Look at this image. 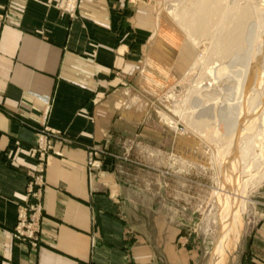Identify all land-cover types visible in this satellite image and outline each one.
<instances>
[{
  "label": "crops",
  "instance_id": "obj_1",
  "mask_svg": "<svg viewBox=\"0 0 264 264\" xmlns=\"http://www.w3.org/2000/svg\"><path fill=\"white\" fill-rule=\"evenodd\" d=\"M66 1L0 0V264H196L185 213L150 180L140 192L117 159L139 136L125 96L162 39L154 0H70L68 10ZM44 129L53 140L41 165ZM39 168L31 246L13 228L19 209L38 202L27 188ZM241 264H264V219Z\"/></svg>",
  "mask_w": 264,
  "mask_h": 264
},
{
  "label": "rangeland",
  "instance_id": "obj_2",
  "mask_svg": "<svg viewBox=\"0 0 264 264\" xmlns=\"http://www.w3.org/2000/svg\"><path fill=\"white\" fill-rule=\"evenodd\" d=\"M228 1H231L228 5L232 9L248 6V11L252 14L249 24L257 22L252 9L257 5L259 7L261 0ZM197 3L198 0H154L155 17L160 21L156 35L159 36L161 27L162 39L153 44L155 54L150 66L146 67L147 71L145 67L141 70L143 80L135 91L125 96L127 100L123 111L139 118V136L125 144L131 149L129 155H118L117 159L123 158V163L132 167L140 192H148L150 180L155 184L151 189H155L160 196L165 195L173 210L185 213L187 242L197 249L196 264H207L220 228V217L217 218L220 211L214 194L219 183L217 162L225 152L226 144L222 130H217L216 121L210 118V114L215 109L222 108H219L220 102L216 106L202 97V101L197 102V108L192 107L194 98H200V84L195 79L203 68L191 71L190 77H179L180 73L191 67L188 65L195 62L199 53L184 39L182 31L170 24L172 22L166 14L170 7L176 8L181 15L191 13ZM226 5L225 0H220L218 7L222 9ZM229 12L233 13L231 9ZM180 27L186 34L185 28ZM144 71L147 72L146 75H143ZM207 107L210 108L209 111ZM200 114L205 116L197 119ZM169 123H173L174 128L169 127ZM52 140H49L51 146ZM48 156L49 153L45 159ZM92 157L95 159V156ZM94 159L88 163L91 169L100 165ZM243 180L248 181L244 187V209L239 208L240 211L237 212L239 222L235 225L236 239L234 234L228 236L232 240L228 264H241L250 234L264 219V170L252 168Z\"/></svg>",
  "mask_w": 264,
  "mask_h": 264
},
{
  "label": "bare ground",
  "instance_id": "obj_3",
  "mask_svg": "<svg viewBox=\"0 0 264 264\" xmlns=\"http://www.w3.org/2000/svg\"><path fill=\"white\" fill-rule=\"evenodd\" d=\"M225 1L227 5L222 9L218 7L220 0H198L191 13L181 15L174 7L166 13L172 22L169 23L178 27L199 53L179 77L184 79L191 71L203 68L195 79L200 84V98L192 97V107L197 108L206 98L213 105L220 102L222 108L210 114L217 130H222L226 144L217 162L219 183L214 194L220 211V231L207 264H228L232 247L228 236L234 234L236 239L237 212L244 209V187L248 181L243 178L252 168L264 170V0L252 9L257 19L252 24L248 22L252 15L248 6L232 9L228 5L231 1ZM200 116L205 114L195 117ZM168 126L174 128L173 123Z\"/></svg>",
  "mask_w": 264,
  "mask_h": 264
},
{
  "label": "built area",
  "instance_id": "obj_4",
  "mask_svg": "<svg viewBox=\"0 0 264 264\" xmlns=\"http://www.w3.org/2000/svg\"><path fill=\"white\" fill-rule=\"evenodd\" d=\"M67 1L70 2V0ZM68 2L66 10H68ZM70 10H72V8ZM47 133L48 131L44 129V131L39 134L40 137L37 144V149L40 153L39 160L41 165L46 160L45 156L48 153L50 154L52 151V146L49 139L47 138ZM94 168H98V166H94ZM42 172V168H39L35 171V173L31 174V179L27 188L28 196L33 197V199L38 202L27 204L26 206L19 209L17 221L13 228V237L20 241H26L31 246H36L38 243L39 218L42 209L39 203L41 197L40 188L43 186Z\"/></svg>",
  "mask_w": 264,
  "mask_h": 264
}]
</instances>
